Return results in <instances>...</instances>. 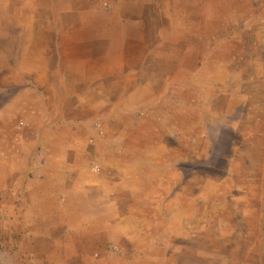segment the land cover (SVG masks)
Here are the masks:
<instances>
[{
	"label": "rangeland",
	"instance_id": "rangeland-1",
	"mask_svg": "<svg viewBox=\"0 0 264 264\" xmlns=\"http://www.w3.org/2000/svg\"><path fill=\"white\" fill-rule=\"evenodd\" d=\"M17 25L22 39L9 49ZM104 30L110 39L99 42ZM41 31L48 41L37 37ZM0 33V58H13V50L16 56L18 74L0 88V105L9 107L20 95L16 132L28 130L27 91L47 101L46 84L55 75L94 62L97 75L113 68L120 83L109 90L97 76L95 86L104 98L97 103L119 106L104 115L115 123L112 129L131 131L145 149L154 141L151 153H175L169 174L150 171V186H175L180 194L173 202V191L166 193L164 230L153 218L148 228L137 221L138 241L127 236L123 244L105 230L108 241L101 233L102 246L85 254L86 264H264V0H0ZM61 54L70 59L58 62ZM130 72L137 82H123ZM128 98L142 106L134 111L135 126ZM37 115L31 126L41 119ZM94 140L91 135L88 143ZM100 159L90 164L91 173L105 168ZM158 205L150 204L151 217ZM156 232L160 238L147 244Z\"/></svg>",
	"mask_w": 264,
	"mask_h": 264
},
{
	"label": "crops",
	"instance_id": "crops-1",
	"mask_svg": "<svg viewBox=\"0 0 264 264\" xmlns=\"http://www.w3.org/2000/svg\"><path fill=\"white\" fill-rule=\"evenodd\" d=\"M14 29L13 38H10L15 43H11L9 49L17 46L22 39L21 25ZM46 33L41 31L37 37L47 40ZM107 34V30L101 31L99 42L110 39ZM2 35V38L6 37L4 33ZM90 49L93 50L94 46ZM12 53L14 57L11 59L0 58V82L4 85L1 89L10 85L12 76L18 74L14 50ZM69 59L63 54L60 58L57 56L58 62ZM93 64L57 72L50 83L46 82L47 101L43 93L38 95L34 90L27 91L29 96L23 108L25 123L29 126L24 134L16 132L14 127L18 123V115H21V109L17 107L20 95L13 96L9 107L4 102L0 105V264H86L89 258H85V254L99 250L103 243L102 234L107 230L115 232L114 236L120 244L128 239L127 236L137 240L140 232H133L139 226L137 221H141L143 228H148L150 224L147 221L153 218L159 221V229L164 230L166 219L163 216L167 210L161 205L167 199L166 193L173 191V202L180 198V194L177 196L179 192L173 189L175 186L166 187L157 182L150 186V171L164 176L177 163V159L172 160L176 158L174 149L171 157L166 150L151 153L153 149L150 146L154 141L149 146L146 143L145 149L142 142L134 140L131 131L123 127L121 131L112 129L115 123L104 115L109 113L110 117V113L119 106L108 103L107 108L97 103L104 98L95 90L100 74L97 75ZM33 67L38 70L40 65L34 63ZM113 71L111 68L108 74L103 73L98 85L111 86L109 90L114 88L111 85L114 81L120 85ZM125 81H136V75L130 72ZM85 89L91 90L86 97L84 92L88 90ZM140 101L145 102L143 99ZM126 102L129 108L134 106L135 101L128 98ZM139 108L142 106H134L129 113L134 126L139 121L134 111ZM35 114L42 117L37 126H31L29 119ZM179 116L181 119V114ZM101 117L104 119L97 123ZM123 122L126 123V117ZM99 131L101 134L97 136ZM91 135L95 140L89 144ZM163 135L161 143L164 144L168 135ZM121 138H125L123 149L121 143L115 144L121 142ZM139 145L143 149L138 150ZM153 156L156 159L151 160ZM97 159L105 167L100 175L89 170L90 164ZM175 181L177 178L169 177L170 183ZM150 190H157L159 195L151 197ZM151 203L159 204L154 217L150 216ZM129 204L132 208H127ZM109 236L105 234L104 241H108ZM157 238H160L158 232L150 236L147 244Z\"/></svg>",
	"mask_w": 264,
	"mask_h": 264
},
{
	"label": "built area",
	"instance_id": "built-area-1",
	"mask_svg": "<svg viewBox=\"0 0 264 264\" xmlns=\"http://www.w3.org/2000/svg\"><path fill=\"white\" fill-rule=\"evenodd\" d=\"M97 169H98V168H97V165L93 166V170H94V171H97Z\"/></svg>",
	"mask_w": 264,
	"mask_h": 264
}]
</instances>
